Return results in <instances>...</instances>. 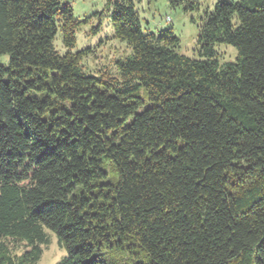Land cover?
Returning <instances> with one entry per match:
<instances>
[{"label":"trees","instance_id":"trees-1","mask_svg":"<svg viewBox=\"0 0 264 264\" xmlns=\"http://www.w3.org/2000/svg\"><path fill=\"white\" fill-rule=\"evenodd\" d=\"M106 8L117 75L71 51L69 1L0 0V264L37 263L49 231L56 264H264V0L217 1L201 58L134 0Z\"/></svg>","mask_w":264,"mask_h":264},{"label":"rangeland","instance_id":"rangeland-1","mask_svg":"<svg viewBox=\"0 0 264 264\" xmlns=\"http://www.w3.org/2000/svg\"><path fill=\"white\" fill-rule=\"evenodd\" d=\"M65 1V0H64ZM72 4L74 15L82 20L76 31L77 52L89 48L82 60L83 68L96 75H117L116 62L131 53L129 44L115 35L108 0H67ZM219 0H134L144 32H160L172 27L179 37V52L194 58H201L199 35L203 18L214 9ZM238 1V0H234ZM56 48L64 53L62 33L54 40ZM220 64L236 60L238 51L230 44L215 45ZM8 56H4L6 59ZM49 244L42 245L43 254L35 264H56L66 254L56 235L49 231ZM22 248H18L20 252Z\"/></svg>","mask_w":264,"mask_h":264}]
</instances>
